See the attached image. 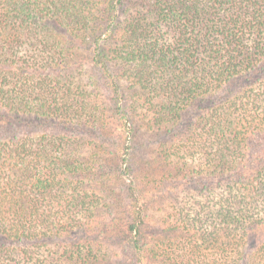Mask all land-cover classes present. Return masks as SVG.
Here are the masks:
<instances>
[{
  "label": "trees",
  "instance_id": "obj_1",
  "mask_svg": "<svg viewBox=\"0 0 264 264\" xmlns=\"http://www.w3.org/2000/svg\"><path fill=\"white\" fill-rule=\"evenodd\" d=\"M0 264H264V0H0Z\"/></svg>",
  "mask_w": 264,
  "mask_h": 264
},
{
  "label": "rangeland",
  "instance_id": "obj_2",
  "mask_svg": "<svg viewBox=\"0 0 264 264\" xmlns=\"http://www.w3.org/2000/svg\"><path fill=\"white\" fill-rule=\"evenodd\" d=\"M30 132H31V134L33 135V136H31V137H33L34 139L38 138V136H37L38 134H37V133H38L39 131H38L37 129H34V128L32 129V128H31V129H30ZM49 133L51 134L52 131H50ZM153 208H156V206H153ZM153 212H154V211H153ZM150 213H151V212H150ZM153 214H154V216H158V215L160 216V215H161V212H160V210L158 209L157 212H156V213H153ZM154 216H153V217H154Z\"/></svg>",
  "mask_w": 264,
  "mask_h": 264
}]
</instances>
